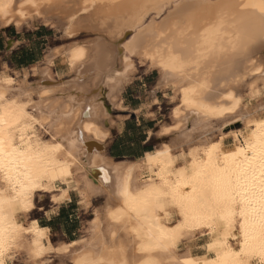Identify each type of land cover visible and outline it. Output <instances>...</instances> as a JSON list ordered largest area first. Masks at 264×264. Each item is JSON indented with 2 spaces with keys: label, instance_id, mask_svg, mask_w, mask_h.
<instances>
[{
  "label": "bare ground",
  "instance_id": "1",
  "mask_svg": "<svg viewBox=\"0 0 264 264\" xmlns=\"http://www.w3.org/2000/svg\"><path fill=\"white\" fill-rule=\"evenodd\" d=\"M32 13L62 36H96L49 51L35 84L0 73V264L11 248L35 261L69 250L20 217L38 193L56 202L72 187L109 194L74 264H264V0H0L1 25L20 26ZM58 55L70 78L54 76ZM133 57L159 70L157 86L174 90L173 125L159 130L172 143L143 162L115 165L105 157L110 107H122ZM243 88L255 104L244 102ZM238 123V144L224 149L226 129ZM184 147L189 163L177 166L173 149ZM143 169L156 178L141 180ZM58 181L64 187L53 193ZM171 209L175 223L166 222ZM199 231L210 234L212 258L179 251Z\"/></svg>",
  "mask_w": 264,
  "mask_h": 264
},
{
  "label": "crops",
  "instance_id": "2",
  "mask_svg": "<svg viewBox=\"0 0 264 264\" xmlns=\"http://www.w3.org/2000/svg\"><path fill=\"white\" fill-rule=\"evenodd\" d=\"M0 32L5 34L2 28H0ZM8 39L7 37V44ZM14 42H17V44L10 49L12 51L22 45L19 39H14ZM21 54L15 57V61L7 59L5 62L11 65L13 70H23L37 62L35 60L29 62L27 58L31 55L30 53H26L25 50ZM65 64L62 61L55 62V72H58L57 70L59 69L61 70ZM151 73L146 71L138 79H140V82L144 79L149 80ZM132 84L133 82L131 81L120 94L122 107L116 108L118 114L115 115L116 117L113 119V124L109 129L110 135L105 140L107 142L105 143V157H108V161L116 162L115 165H124L126 162H143L146 154L157 150L163 142L172 143L169 134L159 135V130L163 126L173 125L170 113L167 116L163 112L165 105L174 104L172 100H169L172 94L169 95L162 88H158L157 83L153 85L154 92H148L143 88L146 86L145 82L140 84V88L137 90L129 89ZM175 108L176 105L173 109L174 111ZM174 111H172L171 116ZM235 125L231 129H226L227 136L222 140L224 149L231 148L235 143V139L230 135L231 132H234ZM215 138L219 139L221 137L217 135ZM183 150L186 155L182 154L180 148L173 149V153L176 152L175 154L178 156L177 166L187 165L189 163V157L186 153L188 150L187 147H184ZM142 171H139V176H149V172L146 169ZM77 189L75 187L70 188L68 191L69 197L61 199L60 201L54 202L50 199L49 203L43 208H40L38 215L33 217L36 222L35 226L48 229L50 240L55 246H60L61 244L68 245L69 250L65 253L56 251L50 253L49 256L47 255L46 257H49V264H59L61 259L64 260L65 264H74L72 262L75 259L74 256L82 254L84 252V246L86 245L85 243L92 240V237L95 235L93 220L96 218L97 212H104L107 207L109 201L107 190L97 194L89 193V195H84L85 192L81 194ZM172 210L165 215V218H167V221H165L167 223H175L179 219L178 214ZM208 244V233L199 231L195 234L194 238L189 240L183 239L179 244V251L182 252L190 248L196 259L205 257L209 259L212 258V255H210L211 252ZM7 264L27 263L11 261Z\"/></svg>",
  "mask_w": 264,
  "mask_h": 264
},
{
  "label": "rangeland",
  "instance_id": "3",
  "mask_svg": "<svg viewBox=\"0 0 264 264\" xmlns=\"http://www.w3.org/2000/svg\"><path fill=\"white\" fill-rule=\"evenodd\" d=\"M166 12L162 13V15L160 16H154L155 20L157 22H154L153 26H157L161 23L162 19L166 16ZM152 17V16H151ZM150 18H148V22L150 21ZM158 23V24H157ZM23 24V25H22ZM20 26L16 25L15 23H11L10 25H5L0 23V28H2V31H5V34L2 32H0V70H2L0 73L3 74H7V75H11L13 77L16 78L17 82H24L26 81L27 84H35L34 82H36L37 77H38V70L41 69L44 65H45V59L47 54L49 53V51H56L59 49V51L65 49V48H69L70 47H74L76 44V48L78 46H85L83 43L87 42L89 44H91V39L95 38L96 34H86L83 33L78 37H66L65 35H63L62 31L60 29H58L57 27H55L54 25L52 26V24H46L42 19L38 18V16L36 14H31V16H29V22H24L22 23ZM2 36V37H1ZM7 37L9 39H19L21 41V44L19 46L18 49H15L14 51L10 50L13 46H15V44H17V42H14L13 45L11 47L8 46L7 44ZM8 39V40H9ZM80 43H79V42ZM9 42V41H8ZM77 42V43H75ZM83 42V43H82ZM75 43V44H74ZM82 43V44H81ZM74 44V45H71ZM6 47V48H5ZM75 48V47H74ZM56 49V50H55ZM25 50L26 53H30V57H28L27 59L30 61H37L34 64L28 66V68H24L23 70H13L11 67V65L7 64L5 61H7V59L14 60L15 61V57L18 55H22V51ZM136 69L134 71V74L132 75V79L131 81L133 82L132 85H130L129 89L131 90H137L140 88V84L142 83H146V86H144L143 88L145 90H147L148 92H154V87L153 85L155 83H158V79H159V70L157 68H150L148 61L144 62V61H140V59H138L137 57H133ZM55 62H61V56L58 55V57L54 58V64ZM54 64L52 65L53 68V74L56 78L58 79H67L70 78V75L73 74V71L70 73H68L69 69L66 66V64L62 67V69L57 70L58 72H55L56 70L54 69ZM68 69V70H67ZM149 71L152 72L151 73V77L149 80L144 79L143 81L140 82L139 76L141 74H143L144 72ZM27 73V74H26ZM27 76V77H26ZM26 77V79H25ZM130 81V82H131ZM127 83V85H129V83ZM127 85L124 87L126 88ZM158 88H162L167 94H172L170 95V99L172 100V102L174 104L171 105H165L163 107V112L165 113V115L168 116V114L170 113V117H171V113L175 107V105H177L178 100L175 98L174 96V90L170 89L167 86H159ZM243 95L244 97V102L247 105H253L257 102V98H255V96L249 97V95L247 94V91L243 88ZM264 97V94L261 96ZM33 99L36 101L38 100L37 94L33 95ZM105 104L109 105L110 101L105 100ZM172 107V108H171ZM110 112H111V118L112 120L116 117L115 115L118 114L117 109L115 107H110ZM32 111V109H31ZM36 111H34L35 113ZM167 118V117H166ZM40 125L37 123L36 128L40 130L41 136L44 139H52V135L47 133L45 131L44 128L39 127ZM244 125L242 123L236 124L235 128L233 129V131H236L238 129H243ZM44 135V136H43ZM231 136H233V133H230ZM237 137V136H236ZM236 137L233 136V138L235 139V143L238 144V140H236ZM234 143V144H235ZM145 177V178H144ZM140 176L141 180H146L148 177H153L156 178V176H152V173L149 172V176ZM56 187V188H55ZM64 187V185H62L61 181H58L55 183L53 193H58L59 190H61ZM51 199V193H38L35 196V208L34 210H32L28 215H21L20 219L27 225V226H35L36 222L34 221V216L38 215V212L40 210V208H43L47 203L50 202ZM30 237V236H29ZM208 239L210 241V234H208ZM44 241L47 243H52L49 237V231L47 230L45 235H44ZM233 243H235L234 241H232ZM63 245V244H61ZM50 254V253H49ZM49 254H46L45 256H43L41 259H37L36 261L32 258H30V256L24 251V250H17L14 248H11L9 250V253L6 256V260L7 263L11 262V261H17V262H23V263H27V264H49V257H46L47 255L49 256ZM210 255H214V252L211 253ZM34 262V263H33ZM254 264H257L258 261L254 260L253 261ZM260 264V263H259Z\"/></svg>",
  "mask_w": 264,
  "mask_h": 264
},
{
  "label": "snow or ice",
  "instance_id": "4",
  "mask_svg": "<svg viewBox=\"0 0 264 264\" xmlns=\"http://www.w3.org/2000/svg\"><path fill=\"white\" fill-rule=\"evenodd\" d=\"M4 152V142L3 139L0 138V167L3 166V160H2V154ZM21 163L24 164L25 167H27V158L23 161H21Z\"/></svg>",
  "mask_w": 264,
  "mask_h": 264
}]
</instances>
